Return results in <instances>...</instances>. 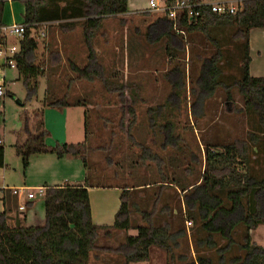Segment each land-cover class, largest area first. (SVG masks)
<instances>
[{
  "label": "rangeland",
  "instance_id": "1",
  "mask_svg": "<svg viewBox=\"0 0 264 264\" xmlns=\"http://www.w3.org/2000/svg\"><path fill=\"white\" fill-rule=\"evenodd\" d=\"M148 3L149 0H131V13L119 18H106L102 31L93 43L110 83L114 87L125 85L127 94L132 97L136 112L132 129L135 143L145 145L159 154L166 163L162 172L155 163L145 161L143 149L129 141L121 131L122 103L119 94L105 89L99 80L77 81L76 75L72 73L71 63L82 69L87 64L84 20L79 19L49 25L44 30L45 38L40 36L42 30L37 37L35 35L39 43L38 64L47 71V76L40 80L36 97L29 98L23 82L18 80L16 70L6 68V80L0 78V82H6L5 91L8 92L0 98V139L6 161L5 168L0 169V186L4 183L8 188L25 186L33 190L46 185L66 186V180L70 186H78L79 182H83L81 186H88L92 191L96 222H101L104 213L112 216L115 222L116 214H113L117 201L111 194L115 189L119 191V199L126 188L133 190L130 192L132 204L139 205L141 210L147 212L153 209L155 200L160 198L154 225L161 227L169 224L172 234L179 236L181 230L186 234L176 238L177 244L172 255L153 247L150 251L151 261L144 264H185L180 257L185 256L189 262L196 261L200 255L196 241L206 237L201 231V224L190 218L185 195L193 192L191 189L202 182L207 149L247 141L248 133L259 132V129L256 117L245 110V100L237 88L232 89V101L227 100L226 92L220 88L212 98L205 100L201 110L192 112L198 99L199 88L196 82L202 62L217 52L215 44L201 33H177L179 39L175 41L176 49L170 53L166 52V39L150 43L145 31L158 14L149 11ZM61 26H70L71 30L62 32ZM261 33V30L252 33L256 67L263 63V59L258 56L263 42L259 37ZM234 34V28L221 27L213 29L210 35L224 50L222 80L228 84L239 80L241 76L240 45L243 41H234ZM51 52L61 54L59 67H49ZM177 65L186 73V86L182 92H178V99L173 98V103L176 102L173 104L168 101L173 91L172 83L166 79V75ZM66 96L65 101L69 107L60 110L51 106ZM129 119L134 117L126 121ZM27 121L33 133L45 134V145L48 147L87 143L90 168L80 169L84 165L79 158L61 160L55 155L32 156L25 168L14 146L26 137ZM170 124L174 126L173 135L179 138L177 148L167 146L163 150L165 139L162 129ZM259 137L262 141L263 137ZM254 147L250 146L252 169L257 176H261L264 149L261 143L255 147L257 152H254ZM163 177H167V180H163ZM184 188H188L187 194L182 191ZM98 190L106 191V196H99ZM7 194L12 199L9 209L12 212L19 210L18 197L9 191ZM33 202V208L20 211L27 216L28 227L40 226L44 219L42 198L37 196ZM104 204H108L106 211ZM131 218L132 227L127 236H136L137 228L147 225L135 211ZM240 232L236 237L239 243L243 237V231ZM106 233L100 232V240L97 242L100 248H115L126 241L125 237L123 240L117 236L118 232L109 237L105 236ZM252 237L263 246L264 225L253 231ZM216 240L219 238L216 237ZM224 243L220 241V244ZM201 254L212 255L209 252ZM89 264L125 262L123 257L97 251L92 253Z\"/></svg>",
  "mask_w": 264,
  "mask_h": 264
},
{
  "label": "trees",
  "instance_id": "2",
  "mask_svg": "<svg viewBox=\"0 0 264 264\" xmlns=\"http://www.w3.org/2000/svg\"><path fill=\"white\" fill-rule=\"evenodd\" d=\"M14 1L25 7L26 32L19 41L20 50L15 59L18 80L23 82L29 98L37 96L40 80L47 76L46 68L38 64L39 43L36 37L39 31L40 33L41 30L46 31L51 24L84 20L83 35L87 49V64L82 69L71 63L72 73L76 75L77 81L99 80L105 89L119 94L122 103L121 131L129 141L143 149L144 160L155 163L162 172L166 163L159 154L145 145L135 143L132 129L136 112L131 102L132 97L127 94L128 89L125 85L114 87L110 83L93 43L97 34L102 31L106 18H119L129 14V0ZM176 1L166 0V5L171 6ZM5 8L6 2L0 1V27L5 26L3 21ZM221 27L234 28L235 34L232 39L243 41L240 45L241 76L239 80H234L230 84L222 80L224 50L219 42L210 36L213 29ZM182 28L188 34H203L217 49L212 57L202 62L196 82L199 94L192 112L197 113L198 109L201 110L205 100L212 98L220 88L226 92L227 100L232 101V89L237 88L245 100V110L256 117L259 132L249 133L247 141H236L207 149L202 182L191 189L193 192L185 195L189 216L193 222L201 224V231L206 237L196 241V249L200 254L196 261L189 262L185 256H181L180 260L185 264H264V246L258 245L252 237V232L264 225V158L261 176H257L252 169L250 155V146L254 145L257 148L261 143L264 149V78H255L250 74L252 62L250 35L253 30H264V0L245 1L236 15H218L206 10L199 20L183 21ZM68 30H71L70 26H61L62 32ZM177 33L175 23L166 15L158 14V17L147 26L145 36L153 44L166 39V52L170 53L176 49L175 41L179 39ZM48 60L49 67L56 68L61 65L62 57L59 52H51ZM185 75V71L179 65L167 73L166 79L172 83L173 91L169 102L173 103L174 97L178 99V92L184 90ZM66 98L67 96L52 103L51 106L69 107ZM87 115L86 112V118ZM130 117L134 119L126 121ZM87 126L86 120V134ZM162 130L165 139L162 149L166 150L170 146L177 148L176 142L179 138L173 135L174 126L166 125ZM25 133V141L21 140L14 146L25 168L29 165L30 158L36 155H55L58 159L75 157L80 159L85 169L90 168L87 143L48 147L45 145V134L33 133L28 121ZM259 135H262V141ZM255 147L253 150L257 152ZM5 162V149L0 145V169L5 168ZM166 178L163 177V180H167ZM45 188L46 194L42 197L44 219L40 226L28 227L27 216L20 212V207L18 210L20 227H17L16 221L9 219V211L0 213V264H89L92 253L97 251L123 257L125 264H144L151 261L150 251L153 247L172 255L177 244L176 238L186 234L182 230L179 231V236L172 234L169 224L161 227L154 225L160 198L155 200L150 212L143 211L139 205L132 204L131 191L126 188L121 195V206L116 213L114 225L102 227L94 224L90 191L87 186ZM187 189L184 188L182 191L186 192ZM34 205L29 204L28 209ZM28 209L26 207V210ZM133 211L141 215L147 226L137 228V235L127 236L125 243L117 248L98 247L97 242L100 240L102 230H130ZM240 231H243L241 243L236 240ZM216 237L219 238L218 241ZM220 241L225 243L222 245ZM204 252L212 255H202Z\"/></svg>",
  "mask_w": 264,
  "mask_h": 264
},
{
  "label": "built area",
  "instance_id": "3",
  "mask_svg": "<svg viewBox=\"0 0 264 264\" xmlns=\"http://www.w3.org/2000/svg\"><path fill=\"white\" fill-rule=\"evenodd\" d=\"M10 2L14 0H8ZM249 0L237 1H218L212 2L209 0H177L173 5L167 6L166 0H149V11L157 14H164L167 18L175 23V31L181 35H185V30L182 28V22L185 20L195 21L204 16L206 10L218 15H236L242 8L243 3ZM26 32V25L13 24L0 27V61L5 68L16 70V55L19 53V41L23 39ZM42 32V38L46 34ZM15 38L18 43L12 44L8 42L9 38ZM5 86L0 85V98L6 96ZM0 144H2L0 142ZM20 191L25 193L28 200H35L36 197H44L46 188L40 187L37 189H13V194L18 195ZM25 205L20 207V211H25ZM190 224V223H189Z\"/></svg>",
  "mask_w": 264,
  "mask_h": 264
},
{
  "label": "crops",
  "instance_id": "4",
  "mask_svg": "<svg viewBox=\"0 0 264 264\" xmlns=\"http://www.w3.org/2000/svg\"><path fill=\"white\" fill-rule=\"evenodd\" d=\"M0 1H5L6 2V8H5L4 20H3L4 21V25H13V24H19V23L22 24V23H24L25 7L21 3L17 2V1L10 2L8 0H0ZM209 1L218 2V1H223V0H209ZM226 1H237V0H226ZM130 2H131V0H129V12L131 13V10L132 9L130 7ZM148 8H149V3H148ZM137 13H139V12H137ZM257 30H260V29H257ZM253 31L251 32V35H250V48H251L250 55H251V59H252V63H251V66H250V74H251L252 77H255V78H261V77L264 78V30H261L262 33H261V35H259V37L261 38V40H263V42L261 44V49H259V51H258V53H259L258 56L260 57V59H263V63L260 66H258V67H256V65L254 64V58H253V54H254V51H253V34H252ZM8 42L9 43H12V44H16V43H18V40L15 39V38H11L10 37L8 39ZM5 69L6 68L3 67V65H2V61H0V78L4 77V79L6 80V76H7V73L6 72H7V70H5ZM5 83L6 82H4V81L3 82H0V85H4L5 86ZM59 109L61 110V109H65V108H59ZM250 133H252V132H250ZM260 136L262 137V135H260ZM25 139H26V137L24 139H22V141H25ZM0 142L2 143L0 145H3V142H2L1 139H0ZM67 158H69V157H66L64 159H67ZM61 160H63V159H61ZM82 168H84V167H82V165H81L80 169H82ZM82 183L83 182H79L78 183L79 185L77 187H79V186L82 187L81 186ZM65 184H67L66 186H70V182L67 181V180L65 181ZM46 186H43V187H46ZM8 187L9 186L6 185V184H4V183H3V186H0V213H3L4 211H9L10 212V216L11 217L12 216L14 217V216H16V214H19V212H18V209L14 210L13 212L11 211V209H9L10 208V205H11V202H12V199H10V196H8L7 191L11 192L13 196L18 197L19 204L21 206L22 205H25V207H27V209H28V205L29 204L34 203L33 202L34 200H31V201L28 200L26 194L25 193H22L23 191H20L18 195H14L13 194V189L26 188L25 186H19L20 188H8ZM49 187H55V186H49ZM72 187H75V185L73 184ZM88 189L90 191V198H91V204H92L94 224L99 225V226H102V227H112L114 225V221L111 218L112 216H109L108 213L102 214L103 216L100 218L101 219V222H96L95 221L94 209H93V203H92V195H91L92 191L90 190L89 187H88ZM137 189H138V187H137ZM98 192H99L98 195L99 196H102V197L103 196H106V194H107V192L106 191H103V190H98ZM131 192H133V190ZM111 194L116 198V201H117L116 208H115L116 210H115V212L113 214V215H115L118 212V210L120 209V206H121V197L119 199V191L117 189H115V191H113ZM20 205H19V207H21ZM103 208L106 211V209L108 208V204L107 205L104 204L103 205ZM19 216H20V214H19ZM102 231L103 232L104 231L107 232L105 236H107L108 234H113L114 232H118L119 235H117V236H121L122 238L123 237L127 238V235H128V231H112V230H102ZM123 240H124V238H123ZM253 240H254V238H253ZM254 242H256V241L254 240ZM108 248H113V247H108ZM115 248H117V247H115Z\"/></svg>",
  "mask_w": 264,
  "mask_h": 264
},
{
  "label": "water",
  "instance_id": "5",
  "mask_svg": "<svg viewBox=\"0 0 264 264\" xmlns=\"http://www.w3.org/2000/svg\"><path fill=\"white\" fill-rule=\"evenodd\" d=\"M9 219H10L11 221H16L17 227H20L21 224H20L19 214H16L15 217H11V216H9Z\"/></svg>",
  "mask_w": 264,
  "mask_h": 264
}]
</instances>
